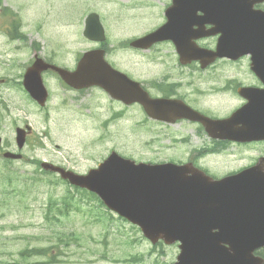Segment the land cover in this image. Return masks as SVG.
Returning a JSON list of instances; mask_svg holds the SVG:
<instances>
[{"label": "rangeland", "instance_id": "374dc122", "mask_svg": "<svg viewBox=\"0 0 264 264\" xmlns=\"http://www.w3.org/2000/svg\"><path fill=\"white\" fill-rule=\"evenodd\" d=\"M103 1L122 7L120 0H57V5L54 0H3L19 25L9 26L14 40L0 45V76L7 79L0 86L1 151L19 153L16 129L23 124H30L33 132L21 151L22 161L7 162L0 155V264H173L180 252L178 244L153 246L136 226L34 164L48 161L84 174L114 150L137 162L185 163L195 147H210L197 126L154 123L140 106L126 107L100 89L78 94L45 76L50 91L47 106L42 109L29 98L24 75L37 53L62 68L75 69L84 52L101 46L81 37L84 21L92 13L109 15L107 59L115 68L158 86L164 84L161 73L171 65L167 83H181L167 47L152 54L129 47L130 40L148 31L145 23L154 20L151 11L139 10L130 22L116 25L115 17L101 9ZM152 14L162 17L159 8ZM50 20L61 26H52ZM127 41L123 51L120 43ZM183 83L188 84L183 90L198 98L195 81ZM212 105L218 106L217 102ZM254 156L255 151L230 146L197 160L202 169L221 178L254 163ZM65 197L75 207L61 216ZM35 248L43 249L36 251L38 255H21Z\"/></svg>", "mask_w": 264, "mask_h": 264}, {"label": "water", "instance_id": "95a60500", "mask_svg": "<svg viewBox=\"0 0 264 264\" xmlns=\"http://www.w3.org/2000/svg\"><path fill=\"white\" fill-rule=\"evenodd\" d=\"M93 19L99 20L98 15L92 14L89 20ZM96 25L99 37L92 34L96 29L91 25L87 26L85 34L89 39L104 41L102 27L100 23ZM164 30L138 39L132 45L147 49L154 43L167 39L163 35ZM241 30L237 38V51L241 54L252 53L253 67L263 75L257 61L263 55L264 37L254 35L244 27ZM105 55L104 49L86 52L74 71L48 64L37 57L25 73L24 86L32 98L41 107H45L49 92L44 85L42 72L51 68L73 88L100 86L114 99L126 104L140 103L152 118L167 122H176L182 118L200 121L213 136H217L214 130L220 132L225 139H264V124L258 127L243 123L242 131L250 136L244 138L237 133L232 120H209L187 107L173 115L167 113L168 106L164 99L151 98L140 83L114 69ZM31 131V126L17 130L20 148H23L27 133ZM4 156L21 158L12 152H6ZM262 162L264 158L256 166L221 180L211 178L191 164L136 163L116 152L84 175L49 162H43L42 167L46 171L59 173L71 185L98 195L110 210L139 225L153 244L161 239L167 244L180 241L181 253L175 264H222L220 254L224 251L216 242H230L231 234H214L206 230L234 227L239 225L234 221L239 217L246 221L242 226L264 224V193L258 191L253 194L249 191L264 187L263 177L254 178L255 170L264 171L260 166ZM250 179L254 180L246 184Z\"/></svg>", "mask_w": 264, "mask_h": 264}, {"label": "flooded vegetation", "instance_id": "af4514ba", "mask_svg": "<svg viewBox=\"0 0 264 264\" xmlns=\"http://www.w3.org/2000/svg\"><path fill=\"white\" fill-rule=\"evenodd\" d=\"M120 1H122V4L118 5L122 7L113 9L116 4V2H113V6L109 8V3L103 1L101 8L103 11H107L115 17L116 25L122 22H130L129 18L137 15L139 10L142 9L150 10L151 17L154 18V20H149L146 23L144 21L139 22L145 23L148 31L141 36L133 38L130 40V43L135 39L157 31L164 25L168 28L164 31L167 39L154 44L151 48H131L138 53L152 54L158 52L159 47L165 46L173 59L172 61L175 64V69L178 71V78L181 83H167V76L173 68L171 65L167 66L161 73L164 84H159L158 86H153L144 77L137 78L127 73L131 78L141 82L153 98L183 101L196 111L215 120H225L237 111H242L247 114L240 115L236 121H264V82L252 66V54H244L238 58H232L226 55H217L212 52L217 49V44L220 40H237L239 32L242 31L241 27L247 25L248 22L254 24L255 30L261 36L264 33V0ZM55 2L57 0H54ZM158 8L162 11L161 18H155L152 14ZM99 14L104 28L105 25L111 27L110 20L109 22L107 21L109 15L107 14L103 17V13ZM7 18L2 20L1 23V25L6 27V29L0 31V38L4 40L0 39L1 46H5V44L9 45L11 40H14L8 34L9 26L14 23V18L11 15H8ZM86 20L84 21L85 29L87 25ZM46 21L45 19L43 22L45 23ZM17 40L19 41L20 38H17ZM128 42L120 43L123 51H127L126 44ZM101 48L107 52L108 48L106 44ZM37 54L39 55V53ZM183 59L187 61L184 62ZM45 61L53 63L46 59ZM262 63L264 71V55ZM126 67L129 68V66ZM45 76L57 79L60 81L61 86L73 90L61 80L53 69H48L43 72L44 79ZM187 80L195 81V85L198 86L196 89L198 98L191 97L183 90L188 85L183 82ZM6 82L7 79L0 76V86ZM214 83L217 84L211 85ZM73 91L78 94L88 93V90ZM215 102L218 104L217 107L212 105ZM174 111L175 107L170 110V112ZM151 121L174 127L183 125L197 126L210 147L206 145H203L201 148L195 147L192 156L185 163H192L199 168H203L199 160H197L199 157H203L205 154L223 152L228 150L230 146L240 151H255V162L239 169L237 172L227 175L236 174L245 168L251 167L261 157H264V140L248 142L215 139L206 132L202 123L188 119H180L176 123H167L155 119ZM205 171L213 177L217 176V174H211L209 169H205ZM262 175H264V171ZM211 231L214 233L232 234L230 244L217 242L227 250L225 255L234 260L233 263L223 261L222 264H264V224L258 227L214 228ZM250 249H252V252H249Z\"/></svg>", "mask_w": 264, "mask_h": 264}, {"label": "trees", "instance_id": "16d2710c", "mask_svg": "<svg viewBox=\"0 0 264 264\" xmlns=\"http://www.w3.org/2000/svg\"><path fill=\"white\" fill-rule=\"evenodd\" d=\"M16 32H18V31H16ZM27 39V36L25 35V40ZM40 164V162H38L37 163V165H39ZM43 172H45V171H43ZM45 173H47V172H45ZM47 174H49V173H47ZM61 181H62V179L61 178H59ZM80 192L86 197V198H88L89 200H94V201H99L98 200V198H97V196H95L94 194H90V193H88V192H85V190H80ZM71 201H72V199L71 198H69V197H65L63 200H62V205H64V211H62V212H60V214H61V216H64V215H68L69 214V212L71 211V209L73 208V207H75L73 204H71ZM100 202V201H99ZM100 204L102 205V206H104L101 202H100ZM52 219H59V216H53V218ZM43 248H35V249H32V250H28V249H26L25 250V252L24 253H22L21 255L23 256V257H30V256H32V255H38V254H36V251L37 250H42ZM35 264H42V263H35Z\"/></svg>", "mask_w": 264, "mask_h": 264}, {"label": "bare ground", "instance_id": "6f19581e", "mask_svg": "<svg viewBox=\"0 0 264 264\" xmlns=\"http://www.w3.org/2000/svg\"><path fill=\"white\" fill-rule=\"evenodd\" d=\"M234 221H235V223L236 224H239V225H241L242 226V224L244 223H246V221H244V219H242V218H235L234 219ZM257 225H249V224H247L246 225V227H258V226H261V224L260 223H256ZM263 225V224H262ZM252 235H255V234H252Z\"/></svg>", "mask_w": 264, "mask_h": 264}]
</instances>
